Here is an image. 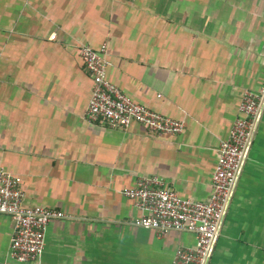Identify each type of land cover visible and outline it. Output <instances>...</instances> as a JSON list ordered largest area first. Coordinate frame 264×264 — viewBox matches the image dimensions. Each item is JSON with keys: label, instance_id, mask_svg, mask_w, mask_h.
I'll return each instance as SVG.
<instances>
[{"label": "crops", "instance_id": "0c3cea01", "mask_svg": "<svg viewBox=\"0 0 264 264\" xmlns=\"http://www.w3.org/2000/svg\"><path fill=\"white\" fill-rule=\"evenodd\" d=\"M104 44L107 79L182 133L88 120L80 47ZM263 51L264 0H0V168L23 178L27 205L67 215L41 259L20 262L0 214V264H173L195 234L135 225L123 191L156 175L209 201L221 141L264 85ZM209 264H264V112Z\"/></svg>", "mask_w": 264, "mask_h": 264}, {"label": "built area", "instance_id": "2783aa9c", "mask_svg": "<svg viewBox=\"0 0 264 264\" xmlns=\"http://www.w3.org/2000/svg\"><path fill=\"white\" fill-rule=\"evenodd\" d=\"M106 54V44L100 49L80 47V55L94 80L86 110L88 120L125 130L137 122L157 133H182L186 128L184 120L135 102L107 79ZM263 112L264 85L256 91L246 90L240 115L228 138L221 141L209 201L182 197L156 175L141 177L136 186L124 189V195L134 199L142 212L135 225L160 233L179 230L195 234L196 245L179 248L173 264H209ZM22 181L20 175L0 168V214L11 216L15 222L11 256L20 262H36L44 253L49 224L67 215L44 205H27Z\"/></svg>", "mask_w": 264, "mask_h": 264}]
</instances>
